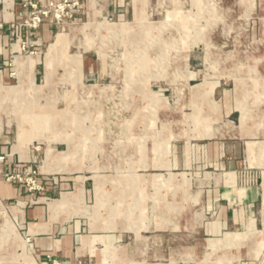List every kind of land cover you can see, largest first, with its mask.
I'll use <instances>...</instances> for the list:
<instances>
[{
  "label": "rangeland",
  "instance_id": "rangeland-1",
  "mask_svg": "<svg viewBox=\"0 0 264 264\" xmlns=\"http://www.w3.org/2000/svg\"><path fill=\"white\" fill-rule=\"evenodd\" d=\"M4 26L0 191L19 188L30 206L85 175L96 228L124 235L116 257L48 264H235L224 241L218 256L207 242L185 255L211 221H187L198 215L194 179L170 174L164 159L174 141L226 130V91L261 72L264 0H17L10 14L0 2ZM29 55L35 78L20 67ZM41 110L51 126L32 122ZM18 200H0V264H41Z\"/></svg>",
  "mask_w": 264,
  "mask_h": 264
},
{
  "label": "crops",
  "instance_id": "crops-1",
  "mask_svg": "<svg viewBox=\"0 0 264 264\" xmlns=\"http://www.w3.org/2000/svg\"><path fill=\"white\" fill-rule=\"evenodd\" d=\"M16 1H0L3 13L10 14ZM112 11L113 7H109L108 14ZM2 29L0 63L5 65L11 49L7 27ZM35 58L29 55L20 61L21 69H30L34 78L41 69ZM259 60L261 72L249 76L243 88L235 86L226 91L225 131L200 140L174 141L167 146L164 170L194 179L190 194L191 201H198V215L187 221H211V235L195 238L196 244L187 250L186 256H196L204 242L210 245V255L218 256L219 243L224 241L233 263L264 264V55ZM45 170L48 172V168ZM245 177L255 180L243 181ZM72 178V191L40 198L43 201L30 206L29 196L19 188L3 185L0 191L3 202L14 198L23 201L22 205L17 204V215L41 264H48L49 258L64 263L79 259L101 262L108 255L116 257L118 249L126 247L120 244L124 235L118 236L117 227L113 231L96 228L97 220L85 203L89 177ZM139 241L136 238L130 243L132 257H138ZM2 242L3 251H10L9 236L3 237Z\"/></svg>",
  "mask_w": 264,
  "mask_h": 264
},
{
  "label": "bare ground",
  "instance_id": "bare-ground-1",
  "mask_svg": "<svg viewBox=\"0 0 264 264\" xmlns=\"http://www.w3.org/2000/svg\"><path fill=\"white\" fill-rule=\"evenodd\" d=\"M195 92H196V90H195ZM46 111H44V110H41L39 113H37L39 116L38 117H36V118H32L33 119V123L34 124H36V123H41L42 124V126L43 127H45V124H49L50 126H51V124H52V121H51V114L53 113V112H46ZM31 113H32V111H31ZM35 114V113H34ZM42 115H44V116H42ZM36 119V120H35ZM34 120L36 121V122H34ZM64 123V122H63ZM17 150V149H16ZM54 156V155H53ZM49 158H50V153H49V151L47 152V154H46V161H48L49 160ZM52 159V158H51Z\"/></svg>",
  "mask_w": 264,
  "mask_h": 264
}]
</instances>
